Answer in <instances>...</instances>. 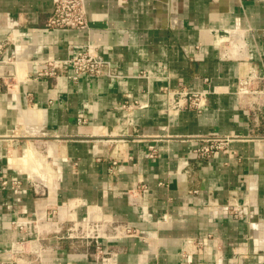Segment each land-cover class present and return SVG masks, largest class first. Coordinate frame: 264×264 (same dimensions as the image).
Wrapping results in <instances>:
<instances>
[{"label":"crops","instance_id":"1","mask_svg":"<svg viewBox=\"0 0 264 264\" xmlns=\"http://www.w3.org/2000/svg\"><path fill=\"white\" fill-rule=\"evenodd\" d=\"M86 7L88 28H51L53 0H0L18 61L0 72V258L39 236L43 264H264V0ZM88 45L116 76L38 74ZM183 89L207 92L203 110L172 109ZM216 138L227 146L197 156ZM88 217L138 232L101 260L57 239Z\"/></svg>","mask_w":264,"mask_h":264},{"label":"built area","instance_id":"2","mask_svg":"<svg viewBox=\"0 0 264 264\" xmlns=\"http://www.w3.org/2000/svg\"><path fill=\"white\" fill-rule=\"evenodd\" d=\"M45 25L51 28H88L86 0H53L52 12ZM262 34L264 36V31ZM8 44V40L0 42L1 73L4 65H13L15 68L18 63L15 55L3 58ZM65 65L72 67L73 75L71 77L76 80L84 74H107L110 77L117 75L111 61L89 45L65 60L49 57L38 62L37 72L39 75H54ZM246 82L249 84L251 79H247ZM172 93V96L177 95L171 106L176 111L183 108L201 111L207 103V92L205 91L183 89ZM228 141V138L213 139L196 149L197 156L209 157L217 150L224 149ZM11 183L12 188L18 191L20 182L12 181ZM3 185H8L7 179L3 180ZM36 190H38L37 185ZM233 210L236 212L238 209L234 208ZM56 232L58 233L57 239H69L74 248L84 246L87 253H90L94 248L97 258L101 260L112 256L113 250L110 244L114 239L133 236L138 230L118 221L88 217L70 219L67 226H61ZM45 240H47L46 237L38 236L12 242L9 250L0 258V264H43L48 251H50ZM203 246L204 241H198L195 252H200Z\"/></svg>","mask_w":264,"mask_h":264}]
</instances>
